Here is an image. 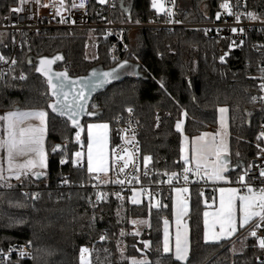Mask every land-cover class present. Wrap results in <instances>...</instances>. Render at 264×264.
<instances>
[{
    "label": "trees",
    "instance_id": "obj_1",
    "mask_svg": "<svg viewBox=\"0 0 264 264\" xmlns=\"http://www.w3.org/2000/svg\"><path fill=\"white\" fill-rule=\"evenodd\" d=\"M17 1L0 0V19ZM229 1H242L247 10L264 18V0H177L176 8L187 21H210ZM98 6V0H90L89 12L93 20L103 21ZM155 16L151 0H118L113 11L116 22H146ZM91 34L95 35L94 58L88 56ZM11 38L9 32L0 33V52L16 59L17 71L26 79L0 80V112L22 107L47 111L49 160L39 179L28 175L0 180V185H13L0 186V248L25 242L34 246L31 258L8 264H81L80 250L89 245L88 264H132V258H146L149 264H180L171 253L163 252V220L172 217V198L164 208L120 201L111 185L95 182L84 153L80 159L76 153L87 146L88 123H112L131 108L143 126L142 152L151 159V182L156 186L186 164L183 138L216 130L218 109L227 106L232 158L248 164L264 149V140L257 138L264 104L256 101L262 89L264 33L248 32L223 62L216 39L203 30L127 32L128 51L120 61L110 57L114 38L105 36L103 30L52 31L32 37L19 49L13 48ZM41 57L52 58L55 69L66 71L71 79L112 70L118 78L96 92L77 127L48 107L55 96L47 78L36 71V60ZM177 123H182V129L177 130ZM189 195L188 264H260L264 249L247 235L246 228L236 238L204 242V211L215 198L213 185L193 182ZM144 218H150V225L136 235L132 220Z\"/></svg>",
    "mask_w": 264,
    "mask_h": 264
},
{
    "label": "built area",
    "instance_id": "obj_2",
    "mask_svg": "<svg viewBox=\"0 0 264 264\" xmlns=\"http://www.w3.org/2000/svg\"><path fill=\"white\" fill-rule=\"evenodd\" d=\"M176 1L166 0L167 12L163 15L157 14L150 21L116 22L113 19V11L118 0L99 2L98 13L103 16V21L92 19L89 12L90 0H63V4H61V0H39V3L37 0H18L17 4L0 19V33L9 32L12 35L13 48L19 49L32 37L52 31L90 30L93 32L103 30L105 36L114 38L109 49L110 57L120 61L128 51L127 32L133 33L143 29L153 32L177 29L203 30L208 36L216 39L220 62L229 58L232 48L241 45L246 40L248 32L260 31L264 33V18H259L255 13L247 10L242 1L227 2L229 8L222 7L216 17L210 21L185 20L183 15L177 11ZM81 3L84 4V7H79ZM12 9H22V11H12ZM249 13L257 18H249ZM218 14L219 18H217ZM237 15L239 20L236 19ZM233 29L236 31L233 32ZM0 56L4 57V60L0 61V80L17 79L21 75L24 76V74L18 73L15 58L8 57L1 52ZM261 79V84H264V72L261 74ZM256 101L264 104V89H261ZM129 109L131 108H128L110 123L112 132L111 178L105 180L101 177H94L96 183L111 185L114 197L120 201L131 202L133 194L138 192L141 197L138 203L146 202L153 207L164 208L168 206V200L172 198L175 188H190L193 182H207V175L210 173L208 169L187 163L180 172L162 179L159 184L154 186L151 182L153 175L151 159L146 162L145 158L150 157L143 156L142 152L140 135L143 126L135 119L134 111L131 109L129 112ZM262 133H264V122L259 126L257 134V138L264 140V136H261ZM85 150L86 147L82 146L80 153L83 154ZM125 164H127L126 167ZM186 168L190 169L187 173H185ZM262 169H264V149L253 156L244 170L235 176L234 184L241 194H251L258 199L259 190L264 189V177L260 175ZM185 175L188 176L187 181L184 180ZM242 175L244 181L240 182ZM117 180H122L123 183H115ZM245 184L254 190L253 193L248 192V187H245ZM187 197L190 199L189 194ZM257 223V219L253 220L245 232L250 235L255 230L259 237L264 238V223L260 227H257ZM254 238L257 240L256 237ZM86 248L89 251L92 250L90 245ZM21 251L27 255L21 257ZM33 254L34 246L31 242L12 244L6 248H0V264L31 258ZM259 263L264 264V256L259 257Z\"/></svg>",
    "mask_w": 264,
    "mask_h": 264
},
{
    "label": "snow or ice",
    "instance_id": "obj_3",
    "mask_svg": "<svg viewBox=\"0 0 264 264\" xmlns=\"http://www.w3.org/2000/svg\"><path fill=\"white\" fill-rule=\"evenodd\" d=\"M101 3L106 2V0H100ZM37 3H39V0H37ZM61 4H63V0H61ZM75 6V5H73ZM79 7H84V4L81 3ZM153 7H162L158 6L156 3V0H153ZM223 8L228 9V4H223ZM12 11H22V9H12ZM171 14V13H169ZM249 18L256 19L257 17L253 15L252 13H249ZM219 18V14L217 16ZM237 20H239V16L236 17ZM64 22V21H61ZM233 32L236 31V29L232 30ZM56 59H60V57H56ZM223 59V58H222ZM4 57L0 56V61H3ZM12 63H15V61H12ZM53 61L51 60H41L40 65L41 67L37 68L36 71L42 73L47 77L46 83L48 85V88L51 90V94L56 97V101L53 104L48 105L52 109V111L57 112L61 116H67L69 120L73 122V124L77 127H79L78 122L76 120V117L84 111V104L82 101L87 99L86 96V90L88 89H94L102 86L103 84L109 82L111 79H117L118 74H116V70H112L109 72H104L101 74L102 79H100L98 82H92L89 80H85L83 78L79 80H69L66 73H52L50 68H45L44 65L48 64L51 65ZM124 65H121L122 68ZM262 72H264V69H261ZM95 75V73H93ZM20 79H26L25 76L21 75L19 77ZM76 85H79V89L76 90ZM260 87L264 89V84H261ZM66 89L71 90L72 92V99L71 101L68 100V96L70 94L69 91H66ZM253 100L256 98L253 97ZM131 112V109L128 110ZM221 113L227 112L226 108L220 109ZM47 113L45 111H35V112H19V111H13L7 113L5 116L0 117V121H4V130L7 134V139H0V152H6V160L8 164V171L13 172L14 171V157L16 155H25L27 154V151L35 152L41 157V165L43 166V156H44V150H43V140L41 138H37L35 136H30L27 139H25V133L26 131H39L42 132L43 129H19V134H17V128L19 124L23 122L24 119L28 117H36L40 120V123L44 124V118L46 117ZM89 138L90 140L94 139L95 142L101 143L104 140L103 136H96L93 137L92 129L93 128H102L107 129L108 125H89ZM177 130L181 129V124L177 123L176 125ZM261 136H264V133L261 134ZM202 139V138H199ZM259 139V137H258ZM77 140H79V133H77ZM55 150V149H54ZM208 150L210 154H214L217 158L218 166L214 167L213 169V177L215 179H223V176L221 173L226 170V152L227 148L224 146L223 148L217 147L215 143L208 146ZM195 152L202 151V149H196L194 148ZM225 153L224 156V162H221V152ZM81 154L79 152L76 153V156L79 157ZM150 158H145V161L147 162ZM89 166L88 171L92 172V156H91V145L89 146ZM188 160L185 157V163H187ZM63 163V161H62ZM34 161L27 160L24 164L18 165L20 171L15 172V179L20 180L21 176L27 177L29 174V171L32 167H34ZM127 164H125V167ZM199 166V165H197ZM100 171H103V167L99 169ZM5 169L3 168V165L0 164V180H4V173ZM123 171V169H121ZM190 171V169H185V173ZM147 174V173H145ZM37 179L40 178V173L35 174ZM175 175V174H173ZM246 175V173H245ZM260 175L264 177V169L261 170ZM184 180H188V176H184ZM244 181V176L242 175L240 177V182ZM115 183H123L122 180H117ZM0 186H7V187H13V185H0ZM245 187H248L245 184ZM184 191H187V189H184ZM221 193H224L226 190L221 189ZM230 193L233 195H230L228 197L227 203H225L223 195L221 196V210L218 214L220 216L219 220V232L218 233H212L210 234L207 227V220H205V226L206 230L204 233V242L206 244L208 243H219L223 239L230 238L235 232L237 231L236 226V216H235V206H234V194L236 192L235 189H228ZM253 189L251 187H248V192L253 193ZM34 199L38 198V194H34ZM241 201L240 205V212L242 213L241 221H240V227H243L247 225L249 222H251L253 219H257V227H260L262 223H264V189L259 190V196L258 199L254 195H248V196H240L239 197ZM133 203H137L136 200H133ZM19 206V205H17ZM258 208L259 211H255L253 209ZM205 217H207L208 213L206 212ZM135 223V222H134ZM143 223V221H141ZM179 223V219L177 221ZM168 221H165V225L167 226ZM139 233H136L138 235ZM121 235H124V233H121ZM251 236L256 237L258 240V245L261 249H264V238H261L257 235V232L253 230L250 233ZM101 239L103 240L104 237L102 236ZM145 247H150L149 244H145ZM235 251V249H233ZM163 252L164 253H171L174 257V259L180 264H188V261L190 259V252H191V246L190 242L187 237V232L181 235L180 231L177 230L176 236H175V242L174 245H170L168 233H167V227L165 228V239L163 244ZM85 253H89L88 248H81L80 250V258H81V264H85L84 256ZM27 255L24 251L20 252V256L23 257ZM132 264H149V262L146 259L143 260H133Z\"/></svg>",
    "mask_w": 264,
    "mask_h": 264
},
{
    "label": "crops",
    "instance_id": "obj_4",
    "mask_svg": "<svg viewBox=\"0 0 264 264\" xmlns=\"http://www.w3.org/2000/svg\"><path fill=\"white\" fill-rule=\"evenodd\" d=\"M226 108L227 112L221 113L220 109ZM111 122H103V121H94L88 123L87 128V146L84 152V158L86 161L87 169L89 166V146L91 145V156H92V168L93 171L89 172L93 177H101L103 179L106 174H109L111 178V143H112V132H111ZM107 124V129L102 128H93L92 134L93 137L103 136L104 140L101 143L95 142L94 139L90 140L89 138V125H104ZM82 128V127H81ZM202 138V139H199ZM187 142V150H184V143L182 149V157L185 161V157L187 158L190 164L199 165L202 168L208 169L210 173L207 175V182L215 187V198L208 203V207L205 209L204 214L207 212L208 215L205 217L204 215V233L206 230L205 220H207V227L210 234L219 232V220L220 216L218 215L221 210V196L223 195L225 203H227L228 197L233 195L228 189H235L236 192L234 194V206H235V216H236V226L237 231L228 239L236 238L242 228H247L251 222L243 227H240V221L242 217V213L240 212L241 201L239 199L240 196H248V194H241L236 187L235 176L242 172L244 168L247 166V162L242 158H232L231 155V133H230V118H229V108L227 106H221L218 109V126L216 130H207L204 131L192 138L184 137ZM215 143L217 147L223 148L226 146L227 152L226 155L230 157L228 163H226V170L221 173L223 179H215L213 177V169L218 166L217 158L214 154H210L208 150V146ZM194 148L202 149V151L195 152ZM82 154L78 157L80 159ZM225 156V153L221 152V158ZM186 163V164H187ZM231 164L235 167V170L229 171L227 169V165ZM103 167V171L99 169ZM239 171V172H238ZM236 173V174H235ZM36 176V175H35ZM187 189V191H184ZM221 189H225L224 193H221ZM189 194V188H175L172 193V217L164 218L163 220V244L165 239V228L167 227V233L170 245H174L175 236L177 230L180 231L181 235L187 232V237L190 242L191 229L189 226L188 215L190 212V199H188L187 195ZM179 219V223H177ZM168 221L167 226L165 225V221ZM246 230V229H245ZM223 239V240H228ZM221 240V241H223ZM220 241V242H221Z\"/></svg>",
    "mask_w": 264,
    "mask_h": 264
},
{
    "label": "rangeland",
    "instance_id": "obj_5",
    "mask_svg": "<svg viewBox=\"0 0 264 264\" xmlns=\"http://www.w3.org/2000/svg\"><path fill=\"white\" fill-rule=\"evenodd\" d=\"M98 2H100V0H98ZM156 3H157L158 6H161L162 5V7H159V8L158 7H153V0H151V5H152L153 10L157 14H160V15L165 14L167 12L166 0H156ZM133 33H135V32H133ZM93 41H95V35L94 34H91L90 40H89V44H88V46H89L88 47V56H89V58H94L96 56V53H95V43ZM42 59L43 60H51V61H53V63H51V65H48V64H45L44 65L45 68H50L52 73H66V71H60V70L55 69V67H54V63L55 62H54V60L52 58H49V57H41V58H38L36 60V67L37 68L41 67L40 61ZM94 73H95V75H91L89 77L92 80H95L97 78H101L102 77L101 74L104 73V72L96 71ZM66 75H67V73H66ZM113 80L114 79H111L109 82H111ZM13 111H19V112H35V111H45V110H43V109H31V108H26V107H22L20 109H15L14 108V109H10V110L5 111V112H0V117H3L7 113L13 112ZM45 112L47 113V111H45ZM47 119H48V114L44 118V124L42 125L40 123V120L38 118H36V117H28V118L24 119L23 122L21 124H19V126L17 128V134H19V129L20 128H23V129H26V130H29V129H40V128L43 129L42 132H39V131H35V132L26 131V133H25V139H27L30 136H35L37 138H41L42 137V140H43V150H44L43 166L41 165V157L37 153L30 152V151L25 150L27 152V154H25V155H16L14 157V171L13 172H9L7 170L8 169V164H7V160H6V152H0V164H2L3 165V168L5 169V171L3 173L4 178H6V179L7 178H9V179H15V172L16 171H20L18 165L24 164L27 160L34 161V165H35L34 167H32L30 169L28 175L34 176L36 173H40L41 174V173H44V172L47 171V168H48V160H49V152H48L47 144H46V141H47ZM4 124H5L4 121H2V123H0V139H5L6 140L7 139V134H6V131L4 130ZM83 129H84V127L80 128L79 131H78V133H79V142H81V140H82ZM183 143H184V150L186 151L187 150V142H186L185 139H184V142ZM76 158L78 159L77 156H76ZM103 176H104L105 180H108L109 179L108 177H110L109 174H106V175H103ZM248 195H251V194H248ZM133 200H136L137 203L141 200V197H140V195H139L138 192H135L133 194V197L131 198V202H133ZM253 210L259 211L258 208L253 209ZM253 220H255V219H253ZM141 221H143V223H141ZM132 224H133V232L135 234L136 233H139L140 234L143 229H145L146 227H148L150 225V218L133 219L132 220ZM247 235H249V234L247 233ZM134 259L135 260H143V259H146V258H132L131 261H133ZM84 260H85V264H88L90 262L91 259H90L89 253H85Z\"/></svg>",
    "mask_w": 264,
    "mask_h": 264
},
{
    "label": "water",
    "instance_id": "obj_6",
    "mask_svg": "<svg viewBox=\"0 0 264 264\" xmlns=\"http://www.w3.org/2000/svg\"><path fill=\"white\" fill-rule=\"evenodd\" d=\"M67 77H68V76H67ZM89 77H90V76L83 77V79H85V80H89V81H92V82H98L100 79H102V77H101V78H97V79H95V80H92V79H90ZM68 79H69V80H79V79H81V78L71 79V78L68 77ZM107 83H108V82H107ZM107 83L103 84L102 86H100V87H98V88H94V89H88V90H86V93H85V94H86V96H87V99L84 100V101H82V103L84 104V111L81 112V113L76 117V120H77L78 123H80V121L83 119V117L88 113L89 105L91 104V101H92L93 97L95 96L96 92H98V91L104 89V87H105V85H106ZM75 87H76V90L79 89V85H76ZM66 91H69V92H70V94H69V96H68V100L71 101V99H72V92H71V90H69V89H66ZM55 101H56V97H55ZM55 101H54L53 103H55ZM86 112H87V113H86ZM62 117L65 118V119H68L67 116H62ZM68 120H69V119H68ZM70 121H71V120H70ZM229 160H230V157H229L228 155H226V163H228ZM221 162H224V156L221 158ZM227 169H228L229 171H231V170H235V167L232 166L231 164H228V165H227Z\"/></svg>",
    "mask_w": 264,
    "mask_h": 264
}]
</instances>
